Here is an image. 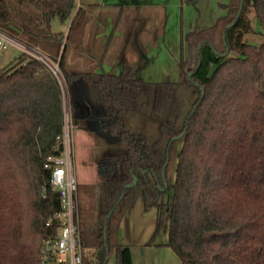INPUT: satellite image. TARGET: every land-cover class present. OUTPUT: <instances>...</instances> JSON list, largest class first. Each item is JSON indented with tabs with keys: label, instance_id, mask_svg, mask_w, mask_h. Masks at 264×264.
Wrapping results in <instances>:
<instances>
[{
	"label": "trees",
	"instance_id": "1",
	"mask_svg": "<svg viewBox=\"0 0 264 264\" xmlns=\"http://www.w3.org/2000/svg\"><path fill=\"white\" fill-rule=\"evenodd\" d=\"M75 6L0 0V29L58 63L74 121L93 136L99 181L92 211L80 208L84 264H107L113 251L134 264L118 233L138 196L158 209L157 230L168 213L166 244L182 264H264V0L221 4L213 26L185 35L179 79L164 81L144 80L143 65L99 71L104 52L95 58L83 38L94 5ZM54 18L70 21L67 33ZM257 33L259 45L247 38ZM51 41L50 55L41 46ZM63 124L61 82L22 51L0 70V264H41L58 231L61 198L45 164Z\"/></svg>",
	"mask_w": 264,
	"mask_h": 264
},
{
	"label": "rangeland",
	"instance_id": "2",
	"mask_svg": "<svg viewBox=\"0 0 264 264\" xmlns=\"http://www.w3.org/2000/svg\"><path fill=\"white\" fill-rule=\"evenodd\" d=\"M77 2L79 0H76ZM229 0H197L180 5L179 0H171L172 5L165 7L145 6L129 7H89L86 14L90 23V42L95 58L104 52L108 61L103 65L106 71L120 70L119 64L143 65L140 76L147 81L178 80L179 63L187 55L185 35L195 29L213 26L226 10L221 4ZM176 3V4H175ZM84 17L82 14L80 20ZM54 31L67 33L70 21L52 20ZM110 25V29L119 31V36L110 35L106 45L100 44L96 34ZM254 26L259 31L260 25L255 20ZM109 30V29H108ZM132 31V32H131ZM109 36L110 31H107ZM128 35L130 38H128ZM132 37V39H131ZM253 44L259 45L263 38L257 33L247 37ZM94 41V42H92ZM46 53L56 51L55 42L41 46ZM123 52V53H121ZM22 49L10 44L0 52V70L15 64ZM93 55V54H92ZM50 59V58H49ZM52 60V59H50ZM53 63V60L50 61ZM64 102L68 100L65 81L60 77ZM76 166L79 180V197L82 216L92 211L94 204V184L99 181V170L94 161L93 136L82 128L76 129ZM172 170V169H171ZM169 215L164 213L163 225L157 230L159 211L156 208L146 210L144 201L138 196L126 212L119 227V241L133 249L134 264H182L180 257L167 245ZM107 264H117L115 251Z\"/></svg>",
	"mask_w": 264,
	"mask_h": 264
},
{
	"label": "built area",
	"instance_id": "3",
	"mask_svg": "<svg viewBox=\"0 0 264 264\" xmlns=\"http://www.w3.org/2000/svg\"><path fill=\"white\" fill-rule=\"evenodd\" d=\"M10 44H16L22 51L44 61L59 81L60 77L64 79L57 62H50L52 60L47 55L25 47L0 29V52ZM77 128L68 98L64 102L63 130L57 136L62 141L61 150L58 154L50 155L45 164V167L51 171L52 186L60 193L61 207L56 212L60 225L55 235L43 241L41 264H84L85 252L81 237L79 180L76 166L75 131Z\"/></svg>",
	"mask_w": 264,
	"mask_h": 264
},
{
	"label": "crops",
	"instance_id": "4",
	"mask_svg": "<svg viewBox=\"0 0 264 264\" xmlns=\"http://www.w3.org/2000/svg\"><path fill=\"white\" fill-rule=\"evenodd\" d=\"M188 1L189 2H195L197 0H179L180 5H183L185 2H188ZM75 4H76V6H75L74 13H76V11L78 10V7L80 5H94L93 7H108V6L111 7L112 6V7H123L125 9L126 8L128 9L129 7H132V8H139V7H145V6L165 7L168 5H172L171 0H79L78 2L75 0ZM107 31H110L109 36L107 34ZM111 34H114V37H118L120 33H119V31H116V30L113 31V29H110V25H108L106 28L101 29L100 32H98V34H96V38L100 39V41H99L100 44L106 45L107 38H109ZM83 38H84V42H90V23L89 24L87 23L85 26V32L83 34ZM128 38H130L129 35H128ZM131 39H132V37H131ZM92 42H94V41H92ZM86 44L88 45V43H86ZM87 48L90 51L91 48H89V46H87ZM121 53H123V52H121ZM104 55H106V54L104 53L103 56ZM107 62L108 61L104 57L102 60V64L99 68V71L105 70L103 68V65L106 64ZM119 67H120V70L116 73H119L121 71L123 65L119 64ZM139 75H140V72H139ZM131 250H132V257H133L132 247H131Z\"/></svg>",
	"mask_w": 264,
	"mask_h": 264
},
{
	"label": "water",
	"instance_id": "5",
	"mask_svg": "<svg viewBox=\"0 0 264 264\" xmlns=\"http://www.w3.org/2000/svg\"><path fill=\"white\" fill-rule=\"evenodd\" d=\"M190 74H191V73H190ZM136 182H137V179H135L134 183H136ZM134 183H133V184H134ZM131 185H132V184H130V185H128V186H131Z\"/></svg>",
	"mask_w": 264,
	"mask_h": 264
}]
</instances>
